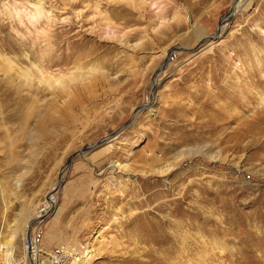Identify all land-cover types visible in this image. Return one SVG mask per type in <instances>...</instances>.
Returning a JSON list of instances; mask_svg holds the SVG:
<instances>
[{
	"label": "rangeland",
	"instance_id": "1",
	"mask_svg": "<svg viewBox=\"0 0 264 264\" xmlns=\"http://www.w3.org/2000/svg\"><path fill=\"white\" fill-rule=\"evenodd\" d=\"M234 1L0 0V56L65 57L40 91L0 64L2 264L14 231L13 264L28 231L40 260L264 264V0Z\"/></svg>",
	"mask_w": 264,
	"mask_h": 264
},
{
	"label": "bare ground",
	"instance_id": "2",
	"mask_svg": "<svg viewBox=\"0 0 264 264\" xmlns=\"http://www.w3.org/2000/svg\"><path fill=\"white\" fill-rule=\"evenodd\" d=\"M136 0H132V2H135ZM238 1V0H237ZM235 1V2H237ZM138 3V6H149L147 0H139ZM153 3V2H152ZM135 5L132 3V6ZM38 6H41L42 5H38ZM99 4H97L96 8H98ZM151 6H161L160 4H158L157 2H154L153 4H151ZM237 6V4L235 5ZM38 9V8H37ZM38 13L40 14V17L41 15L43 16L44 14V9L43 8H40L38 9ZM34 14V13H33ZM46 14V17L48 18V22L51 21L52 17H51V14L50 12L48 11L45 12ZM107 14V13H106ZM104 14V15H106ZM50 15V16H49ZM45 16V15H44ZM34 17V16H33ZM39 17V16H37ZM39 17V18H40ZM36 18V16H35ZM35 21V20H34ZM194 27V26H193ZM196 28V27H195ZM202 30H197L196 33L197 34H201ZM220 31H221V27H220ZM215 39L217 37H214ZM47 50V49H46ZM40 51V50H39ZM58 54V53H57ZM40 59H42L40 61V63H35L33 61H31V64L30 66H24L23 65V62H26L27 59H29V55L26 54V56H24V58L22 57H19V56H7V55H2L0 56V64L2 63L3 64V68L5 71H12V70H15L17 73V80H16V84H17V87L15 89V91H19L20 88H24V87H34V89L36 88L37 90H43L45 89V86L48 84L49 86H53L55 85V83H64V75H60L58 77L54 76L52 74V72L49 71L48 67H46L45 64H43L42 62L44 61H47L49 66H53L54 64H62L64 61H65V57H60L59 55H56V54H50V53H46V52H42L40 54ZM56 58V59H55ZM76 65V64H75ZM78 67V66H77ZM50 68V67H49ZM78 68H76L77 70ZM7 73V72H6ZM15 73V72H14ZM6 76V75H5ZM16 76V75H15ZM81 76L83 77V75L81 74ZM81 77V78H82ZM6 78V82L13 85V83H15V77L11 76V75H8L7 73V76L5 77ZM77 78V77H75ZM80 78V76H79ZM63 80V81H62ZM67 81V80H66ZM5 82V81H4ZM73 86V85H72ZM14 88V87H13ZM46 92V91H45ZM22 94V93H20ZM19 95V93L17 94ZM30 95V94H29ZM28 97V96H27ZM261 99H264V96H261ZM29 101V100H27ZM46 101V100H45ZM33 104V103H31ZM24 106V105H23ZM27 107V105H26ZM40 116H42L40 114ZM47 118V117H46ZM184 154V153H183ZM211 157V156H210ZM221 157V155H220ZM213 158V157H212ZM211 158V159H212ZM220 159V158H219ZM115 164V163H114ZM118 167L121 166V163L120 164H117ZM116 166V165H115ZM155 169V168H154ZM156 169L158 170H154V172H157V175H166L168 174L171 169H172V166L171 165H165V166H162V167H159ZM152 171V170H151ZM150 172V171H149ZM153 172V171H152ZM177 209L179 210V206L177 205ZM176 207H175V210L177 211ZM178 226V225H177ZM157 229V228H156ZM158 230H160L161 232L159 233L158 235V241L159 242H162V243H165L167 242L168 240H171L174 244L177 242L176 240V236L174 235V232L170 234V232L166 233L164 231H162V228H159L158 227ZM16 236V232H12L11 236H9L8 238H5L4 241L2 242V245L4 246L5 245V248H6V262L7 264H13L12 262V259H11V252H15V247L13 245V240H14V237ZM27 236V234H26ZM29 237V235H28ZM36 248V251L38 252L37 253V256L35 259H32V262L33 263H36V264H40V253L42 250H40L38 248V246H34ZM27 255V253H26ZM55 255V254H54ZM29 255H27L28 257ZM91 256V255H90ZM30 257V256H29ZM28 257V258H29ZM90 258V257H89ZM31 259V258H30ZM77 259V258H76ZM32 263V264H33ZM0 264H2V262L0 261ZM73 264H80V259H77L73 262Z\"/></svg>",
	"mask_w": 264,
	"mask_h": 264
},
{
	"label": "built area",
	"instance_id": "3",
	"mask_svg": "<svg viewBox=\"0 0 264 264\" xmlns=\"http://www.w3.org/2000/svg\"><path fill=\"white\" fill-rule=\"evenodd\" d=\"M28 234L27 237L24 238V248L30 258L35 259L38 252L36 251V248L34 246L38 245V240L32 234H30V231H28ZM68 253L69 252L66 249H61L60 252H57L55 255H51L39 261H43L44 264H47V262L48 264H70L71 257L68 255Z\"/></svg>",
	"mask_w": 264,
	"mask_h": 264
},
{
	"label": "water",
	"instance_id": "4",
	"mask_svg": "<svg viewBox=\"0 0 264 264\" xmlns=\"http://www.w3.org/2000/svg\"><path fill=\"white\" fill-rule=\"evenodd\" d=\"M235 1H237V0H235ZM235 1H234V3H235ZM234 3H233V6H232V10H233V8H234ZM231 13H232V11H231L230 13L225 14V16H229ZM223 21H224V19L222 18L221 21H220V24H219V28H218L217 34H216V35H213V36H208V37H204V38H202V40L196 45L195 49H197L198 47H200L206 39H208V38H212V39H214V37H217V36L219 35V33L221 32V31H220V27H221ZM182 49H184V48H181V47H174V48L170 49V50L168 51V54H167V57H166L165 63H164V65L161 67V69H163V68L167 65V63H168L169 59L171 58L172 53H173L174 50H182ZM143 107H144V106H140V107H138V108L135 110L134 113L136 114V113H137L141 108H143ZM127 124H128V122L125 123L124 126H126ZM124 126H123V127H124ZM123 127H121V128H123ZM115 133H117V132H114V133H112L111 135H109V136H107V137H105V138L99 140L98 142H96V143H95L94 145H92V146H86V147H84V148L81 149L78 153L73 154V155L69 158L68 162L71 161V160H72L77 154H79V153H84V152H88V151H90V150L96 148L97 146L101 145V144L104 143L105 141L109 140L112 136H114Z\"/></svg>",
	"mask_w": 264,
	"mask_h": 264
}]
</instances>
